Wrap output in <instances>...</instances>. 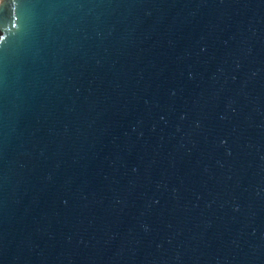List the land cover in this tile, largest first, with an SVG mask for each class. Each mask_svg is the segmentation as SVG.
<instances>
[{"label":"water","instance_id":"95a60500","mask_svg":"<svg viewBox=\"0 0 264 264\" xmlns=\"http://www.w3.org/2000/svg\"><path fill=\"white\" fill-rule=\"evenodd\" d=\"M0 264H264V0H0Z\"/></svg>","mask_w":264,"mask_h":264}]
</instances>
